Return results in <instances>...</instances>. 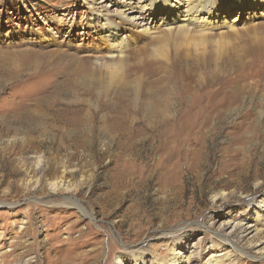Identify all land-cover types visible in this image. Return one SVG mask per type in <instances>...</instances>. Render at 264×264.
<instances>
[{"label": "rangeland", "instance_id": "obj_1", "mask_svg": "<svg viewBox=\"0 0 264 264\" xmlns=\"http://www.w3.org/2000/svg\"><path fill=\"white\" fill-rule=\"evenodd\" d=\"M87 5L0 0V264H156L173 248L188 264H264L247 247L264 232L233 231L245 252L217 233L264 198L263 16L230 6L231 29L131 27L109 57ZM39 60L54 65L29 73Z\"/></svg>", "mask_w": 264, "mask_h": 264}, {"label": "bare ground", "instance_id": "obj_2", "mask_svg": "<svg viewBox=\"0 0 264 264\" xmlns=\"http://www.w3.org/2000/svg\"><path fill=\"white\" fill-rule=\"evenodd\" d=\"M106 1H108L109 3L104 5L101 4L100 2H98L97 5H95L96 4L95 0H86V3L88 4L87 6H89L94 11L95 24L98 23L99 28L104 33L103 39L106 42L108 49L110 50L108 54L109 57L122 56L123 47L126 45V40H127V36L124 35V32L126 29L131 27H133L134 30L136 31L143 32L146 34L152 33V30H154L155 27L166 24H169L168 26L169 29H178L180 31H189L194 26L207 27V28L209 27L211 29L217 27H225L228 29L234 28L235 25L234 22H237L238 19L233 18V21H231V23H227L226 16L224 14H221L223 13L221 8L226 10L231 8H237L241 15H246V19H250V20L253 19L255 16L257 17L263 16L264 18V0H106ZM219 4L221 5L226 4V7H220ZM110 7H113V9H111ZM115 18L119 19L120 23L124 25V27L118 26L114 20ZM34 63L35 64H30L29 66L30 67L28 68L29 73L31 72V70L36 71L37 66H40V64L41 65L49 64L50 66L54 65L51 64L50 62L45 63L42 60L40 62L34 61ZM83 73L84 70L83 71L80 70L77 74L82 75ZM68 85L69 87H71L72 91L74 92L77 88H80L79 84L75 80H72L71 83ZM85 93L91 94V91H86ZM50 96L51 97L46 103V107L49 110L56 107L55 104L56 102H58L57 101L58 98H60V96L57 94ZM59 108L61 107L59 106ZM43 117L49 119L50 115L46 114L45 116H43V114L39 115L35 111H33V112H29V114L26 116L27 118L26 120L35 121L40 118L43 119ZM78 124H76V126H78ZM43 129L44 127H41V130ZM78 129H80V131ZM78 129L77 130L74 129L72 133L76 135L84 134L85 136H88L87 128L83 130L81 128ZM57 130L61 131L62 136L65 133H67L68 136L71 134V132H69L65 127H58ZM62 140L64 139H61L58 143H60ZM80 141H82L84 144H86V142L87 144H89L87 137L80 139ZM53 185H56V183H53ZM248 204L249 205L245 209V212L242 213L243 217L240 220H238L236 223L233 224V221L229 219L224 224V226H222L221 230H219V232L217 231L220 240L224 242H230L231 247H233L236 251L240 250V252H245L244 248L242 246H239L238 243L234 241V239L231 238L230 236L235 229L240 228L242 230L243 236L245 237L251 235L250 238L257 237L259 236L260 233L264 232V198L260 199L259 201L252 200ZM230 228L231 230H228ZM263 242L264 240L263 241L261 240L259 242L256 241L254 242V244H252V241L250 240L247 247L256 248L255 252L259 253L260 256H262L264 255ZM177 243H180V241H177ZM210 247L212 248V244ZM227 261L228 260L224 259L222 255L211 253L203 264H237L236 262H229V261L227 262ZM189 262H190L189 257L185 259L182 256V254L176 250V248H173L172 252L170 253L169 257L166 260H160L156 264H188ZM116 263L118 264L119 261H116ZM134 264H155V263L154 262L150 263L148 260L144 258V256L139 255L138 259L135 260Z\"/></svg>", "mask_w": 264, "mask_h": 264}]
</instances>
